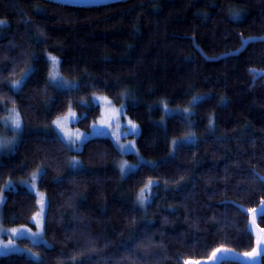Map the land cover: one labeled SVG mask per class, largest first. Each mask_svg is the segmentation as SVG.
<instances>
[{
  "label": "trees",
  "instance_id": "obj_1",
  "mask_svg": "<svg viewBox=\"0 0 264 264\" xmlns=\"http://www.w3.org/2000/svg\"><path fill=\"white\" fill-rule=\"evenodd\" d=\"M255 36H264V0H0V129L11 107L23 122L0 157V193L42 167L48 200L47 244L24 240L40 258L8 254L0 264H185L218 247L251 251L249 216L236 204L264 199V41L231 52ZM49 54L75 87L50 83ZM95 93L133 99L126 111L148 162L126 176L107 137L88 139L70 168L72 151L53 127L74 108L88 128L100 115ZM164 103L190 113L166 115ZM5 194L4 225H32L36 195L24 186ZM258 223L264 229V214Z\"/></svg>",
  "mask_w": 264,
  "mask_h": 264
},
{
  "label": "rangeland",
  "instance_id": "obj_2",
  "mask_svg": "<svg viewBox=\"0 0 264 264\" xmlns=\"http://www.w3.org/2000/svg\"><path fill=\"white\" fill-rule=\"evenodd\" d=\"M50 61V83L57 89L69 90L77 85V80L69 78L62 74L59 66V59L55 55H48ZM31 69L14 82L13 86L18 89L23 81L28 77ZM196 100V99H195ZM93 101L100 107L99 117L93 121L88 128L79 125L81 115L79 112L70 108L65 114L56 117L53 121V127L59 132L62 138L69 145L72 154L69 159L70 168H79L81 160L77 153L82 149L83 144L94 137L110 138L115 144L119 153L117 165L123 176L136 170L140 164L148 162L139 152L137 138L140 134L139 124L133 120L127 113L128 105L133 102V99L124 95L121 103L117 104L106 94H93ZM163 109L166 115L173 113H182L188 115L190 108H172L167 104H163ZM23 122L20 113L16 107H11L8 113L2 120L0 129V157L4 154L12 152L21 135ZM192 139H186L189 142ZM135 155L136 160L132 161L127 156ZM43 168L35 169L26 179L18 181L9 180L0 193V257L8 254H24L30 258L38 260L39 253L35 252L28 246L24 240L28 239L33 243H46L44 237L45 217L48 207L46 194L39 188V180L42 175ZM155 181L151 180L142 189L139 195V205L147 204L152 197V187ZM19 186L26 187L34 193L38 201V209L31 219L32 225L22 224L19 226H6L3 223V204L5 202V190L16 189ZM151 195V196H150ZM146 206V205H145ZM256 228L255 226H253ZM256 244L249 252H230L232 255L241 256L249 264H259L260 255L264 252V237L261 230L256 228ZM229 248L218 247L209 256V258L198 261H190L189 264H216L222 257L225 251Z\"/></svg>",
  "mask_w": 264,
  "mask_h": 264
},
{
  "label": "water",
  "instance_id": "obj_3",
  "mask_svg": "<svg viewBox=\"0 0 264 264\" xmlns=\"http://www.w3.org/2000/svg\"><path fill=\"white\" fill-rule=\"evenodd\" d=\"M48 1L55 2L58 4H62V5L74 6V7H94V6H105L109 4H114V3L121 2L123 0H48ZM251 41H264V36L263 37H249L247 39H243L242 46L237 51L231 52V53H238L239 51L243 50L247 46V44ZM262 75L264 76V71H259L257 78ZM261 179L264 180V177H261ZM236 205L249 216L248 227L254 237L255 244H256V232H255L256 228L261 230V234L264 237V229L258 223L259 217L264 214V199L261 201V203L257 207L252 208V209H248L241 204H236ZM253 226H255L256 228H254ZM230 252L239 253L237 250L229 248L228 250L225 251L226 255L222 257L216 264H221L223 261H236L242 264H249L239 255H236L233 253L232 255H230L229 254ZM263 257H264V252L261 253L260 255L259 264H263L262 263ZM190 261H198V260H188L185 262V264L191 263Z\"/></svg>",
  "mask_w": 264,
  "mask_h": 264
},
{
  "label": "bare ground",
  "instance_id": "obj_4",
  "mask_svg": "<svg viewBox=\"0 0 264 264\" xmlns=\"http://www.w3.org/2000/svg\"><path fill=\"white\" fill-rule=\"evenodd\" d=\"M256 37V36H255Z\"/></svg>",
  "mask_w": 264,
  "mask_h": 264
}]
</instances>
